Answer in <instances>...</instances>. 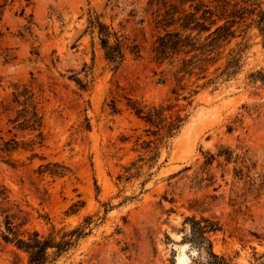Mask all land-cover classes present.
Returning <instances> with one entry per match:
<instances>
[{
	"label": "rangeland",
	"instance_id": "374dc122",
	"mask_svg": "<svg viewBox=\"0 0 264 264\" xmlns=\"http://www.w3.org/2000/svg\"><path fill=\"white\" fill-rule=\"evenodd\" d=\"M170 4L188 8L0 0V148L13 147L0 151V264H28L1 236L6 213L19 210L14 223L43 234L93 217L91 234L54 264H195L182 232L193 215L219 222L214 251L229 264H264V83L249 77L264 69L262 38L250 39L229 77L221 70L236 41L159 63ZM98 21L129 47L118 67L105 58ZM181 58H192L191 73ZM24 91L30 102H16ZM30 104L42 117L36 130L25 121ZM133 106L161 114L150 123Z\"/></svg>",
	"mask_w": 264,
	"mask_h": 264
},
{
	"label": "trees",
	"instance_id": "16d2710c",
	"mask_svg": "<svg viewBox=\"0 0 264 264\" xmlns=\"http://www.w3.org/2000/svg\"><path fill=\"white\" fill-rule=\"evenodd\" d=\"M183 7L179 10L177 4H170L165 7L162 19L159 21L163 25L165 32L156 39L154 48L155 59L159 63L165 60L173 62L182 54L195 53L201 56H208L217 48L232 45L229 49L221 75H236L241 70V59L248 50V42L252 37L259 35L262 38L264 47V1L263 0H177ZM93 24V23H92ZM99 27L98 35L101 46L104 49L105 58L118 67L125 59L128 45L120 35L109 31L108 27L97 22ZM174 27V29H170ZM252 33V34H251ZM114 40L111 41L110 37ZM240 38V41H237ZM203 42L197 44V41ZM130 51L139 56L140 51L137 45L131 47ZM192 59V58H191ZM191 59H179L182 61L181 70L190 72ZM203 61L206 58H201ZM208 59V58H207ZM212 60V58H209ZM215 60V59H214ZM220 69V67H219ZM252 80H261L264 83V69H259L249 74ZM20 96H23V104L30 102L31 96L23 93H15V101L20 103ZM29 110L30 116L25 119L28 128L36 130L42 125V117L39 116L36 107ZM135 113L144 118L147 122L156 123L157 115L161 114L160 109L153 107L151 110L144 111V108L133 106ZM178 128L171 125L168 134ZM13 150L10 142L5 143V147L0 148L1 152ZM53 170V169H51ZM57 174L56 170L50 171ZM0 196L7 199L5 191H0ZM7 211V210H6ZM18 213H6L5 231L1 233L6 243H11L19 251L27 254L28 264H54L57 260L76 248L81 240L89 236L92 232L94 221L88 215L77 226L67 229L62 227L58 230L52 226L47 234L38 230H22L26 223L25 219L18 224L14 219H21ZM221 230L217 220L212 217L187 216L184 220L183 242L197 250V256L193 258L195 264H229V260L214 251L212 236Z\"/></svg>",
	"mask_w": 264,
	"mask_h": 264
}]
</instances>
